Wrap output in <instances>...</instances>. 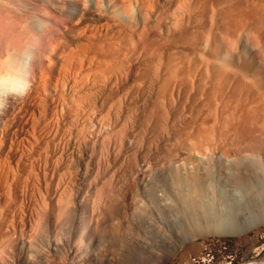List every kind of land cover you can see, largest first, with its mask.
Wrapping results in <instances>:
<instances>
[{
    "label": "rangeland",
    "instance_id": "obj_1",
    "mask_svg": "<svg viewBox=\"0 0 264 264\" xmlns=\"http://www.w3.org/2000/svg\"><path fill=\"white\" fill-rule=\"evenodd\" d=\"M0 56V264H140L163 197L264 182V0H0ZM178 249L264 264V224Z\"/></svg>",
    "mask_w": 264,
    "mask_h": 264
},
{
    "label": "bare ground",
    "instance_id": "obj_2",
    "mask_svg": "<svg viewBox=\"0 0 264 264\" xmlns=\"http://www.w3.org/2000/svg\"><path fill=\"white\" fill-rule=\"evenodd\" d=\"M8 20L9 18L7 19V21ZM37 32L35 33L37 34ZM35 33L33 34L35 35ZM37 37L39 38V36ZM37 37H35L34 40H36ZM20 53H22V51ZM19 56L17 59H19ZM21 57L24 60L23 64H21L22 62ZM21 57H20L21 62H19L20 60L19 61L16 60V58H15V61H18L19 65L21 64L20 67L24 68L25 65L27 66V64L25 63L27 62L28 57L27 58H25V56L24 57L21 56ZM0 59H1V56H0ZM18 62H16V64ZM17 68L19 69V67ZM19 78H22V77H19ZM18 80L19 79L17 77V81ZM20 82L21 81L19 80L18 83ZM3 86L2 84H0V102L5 97V94H6L5 89H4L5 86L4 87ZM6 86L8 87L9 85L7 84ZM257 149H254V150H257ZM259 150H260V147L258 151ZM238 178H239V175H238ZM232 180L233 179L229 180L228 178L222 180L221 178H219V176L215 175L209 179L206 178V180L201 181V183H199L198 185L195 183H194L195 185H192L193 184L192 183L191 184L193 188V190L191 189L192 192H190L189 189H186L188 187L185 185L186 188L184 187V189L187 191L189 190V192L187 193L185 192L183 194L184 196L181 198V200L183 201H181L180 199L177 200L174 195L170 196V198H167V197L162 198V201H160V204H158V206H160L159 208L167 211V213H169L172 219L171 220L168 219L169 220L168 223H170V229L168 228L169 229L168 231L165 229H159L160 234L158 233L155 234V237L156 236L160 237L163 244L165 243L167 244L166 251H168L167 252L168 254L164 256L161 255L160 256L161 258L170 257L171 255L176 254V252L179 250L178 248L182 246V244H184L188 240H191L197 237L206 238L207 236H239L255 226L264 224V182L260 183L259 180H256V179L254 180V178H253V181H249V180L247 181L245 179H240V178L236 180L234 179L233 181ZM181 182L179 183V185L181 184L179 187L182 186ZM173 187H177V185H174ZM178 189H181V188H178ZM187 196L190 198V200H188ZM184 198H187V200ZM159 208L155 209V211L160 210ZM188 214L191 215V216L189 215L191 219L187 217ZM182 215L186 216L187 220L186 218L185 219L180 218ZM180 219L185 220V223L182 222ZM139 247L141 249H144L143 251L144 256L149 257L148 261L143 257H141V259L139 258L141 260L140 264H156L157 261H159L160 257L158 256L156 251L151 249V247L140 245V244H139Z\"/></svg>",
    "mask_w": 264,
    "mask_h": 264
}]
</instances>
